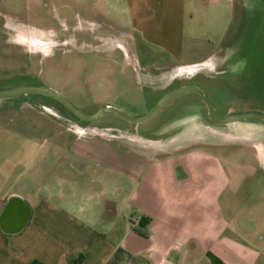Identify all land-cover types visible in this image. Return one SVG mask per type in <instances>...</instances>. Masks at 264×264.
Masks as SVG:
<instances>
[{"label":"rangeland","instance_id":"obj_1","mask_svg":"<svg viewBox=\"0 0 264 264\" xmlns=\"http://www.w3.org/2000/svg\"><path fill=\"white\" fill-rule=\"evenodd\" d=\"M103 7L100 0H0V89L46 86L62 93L77 106L81 98L91 112L99 106L111 105L132 116L136 110H145V98L159 96L157 88L165 91L188 81L198 72L200 80L222 107L231 112L264 114V0H187L186 61L189 64L193 61L205 63L194 71L179 70L181 66L170 61L167 54L156 52L157 48H152L151 61L145 63L134 46L133 35L116 26L110 14L104 17L100 10L97 11ZM120 46L125 51H121ZM153 63L163 67H153ZM215 63L226 71L221 76L215 75L218 70L211 65ZM159 73L160 77L157 76ZM188 95L194 94H180L171 100ZM155 100L148 104V108ZM202 115H193L184 121L182 118L180 122L177 117H171L161 128H151L146 133V130L108 113L91 124L90 128L93 126L102 131L96 134L85 129V124L77 121L65 108L46 98L26 95L0 101V181L3 192L9 190L7 185L10 186L23 171L24 180L31 181L33 173L28 171L36 152L32 145L51 142V135L65 128L72 130L70 140L87 137L98 144L116 141L134 147L140 153L151 152L157 156H170L177 150L223 141L239 147L207 148L220 160L234 163L236 158L239 161L244 158L242 155L252 153L253 150L240 147L243 142H250L244 137L246 135L242 136L243 130L232 134L234 131L229 128L212 124L205 111ZM156 117L146 123L156 125L159 116ZM240 123L264 126V120L248 119L235 125H242ZM178 124L181 126L176 127ZM253 133L249 131L247 136ZM132 137H146L144 139L155 143L145 145ZM162 145L166 151L158 149L157 146ZM89 149V145L84 146V150ZM93 168L82 175L73 173L70 177L77 181H91L96 175L106 187L113 184L112 180L120 178L123 192L128 186L133 189L123 171L107 169L97 173ZM117 173L119 176L115 175ZM237 180L228 186L229 191L221 203L231 198L239 206V211L244 208L240 215V212L234 215L238 216L236 228L243 232L245 236L242 238L249 247L263 255L264 264V194H259L262 199H245L241 192L233 194L235 190L259 193L256 191L259 179L245 183ZM95 187L94 190H99L98 185Z\"/></svg>","mask_w":264,"mask_h":264},{"label":"crops","instance_id":"obj_2","mask_svg":"<svg viewBox=\"0 0 264 264\" xmlns=\"http://www.w3.org/2000/svg\"><path fill=\"white\" fill-rule=\"evenodd\" d=\"M100 1L104 7L97 11L133 35L145 63L157 48L177 66L189 64L187 0ZM237 123L224 127L232 134L243 130L250 142L240 147L253 151L234 163L207 149L237 146L228 141L157 156L116 141L70 140L72 131L65 128L52 134L51 142L32 145L31 181L24 180L23 171L6 192L0 181V264H213L209 255L215 264H262L263 255L249 247L235 225L234 215L244 206L239 211L231 198L221 203L237 178L240 183L259 179V193L233 194L241 192L245 199L264 194V126ZM92 167L97 173L123 171L133 189L123 192L120 178L106 187L96 175L91 181L70 177Z\"/></svg>","mask_w":264,"mask_h":264},{"label":"water","instance_id":"obj_3","mask_svg":"<svg viewBox=\"0 0 264 264\" xmlns=\"http://www.w3.org/2000/svg\"><path fill=\"white\" fill-rule=\"evenodd\" d=\"M204 65H205L204 62L196 63V64L182 66L179 68V70L194 71ZM190 92L197 93L201 97L202 101L207 107L208 118L210 122L216 126L231 125V124H234V123H237L243 120H248V119L264 120V114L255 113V112L234 114V115L227 117L226 119L220 120L215 116L213 106L211 102L208 100V98L204 95L202 90H200V88L193 86V85L182 86V87H179L177 89H174L166 93L156 102V104L151 108V110L148 113L140 117L131 116L125 113L124 111H122L121 109L115 108L111 105H103L99 107L95 113H86L78 109L62 93L52 88L41 86V85H22V86H18L14 88H9V89H0V101L14 99L19 96L38 95V96L46 97L48 99H51L59 103L60 105L64 106L67 110H69L73 115H75L78 119L82 121L93 122L103 117L107 113H114L128 122L138 125L152 118L168 99L174 96L180 95V94H185V93H190ZM90 130H92L96 134H100L102 132L100 129L96 127H91ZM132 138L134 139V141L145 144V145L155 143L153 141H150L144 138H137V137H132Z\"/></svg>","mask_w":264,"mask_h":264},{"label":"flooded vegetation","instance_id":"obj_4","mask_svg":"<svg viewBox=\"0 0 264 264\" xmlns=\"http://www.w3.org/2000/svg\"><path fill=\"white\" fill-rule=\"evenodd\" d=\"M120 50L122 51H125L124 47L120 46ZM214 67V69H217L218 71H215V75L216 76H221V74H224L226 71L225 70H221L219 67H220V64H211ZM182 67V66H181ZM242 67V66H241ZM179 68V67H178ZM219 68V69H218ZM243 68V67H242ZM245 72V69L243 68V70ZM198 72L196 74H193L191 77H189L190 79L188 81H182L181 83L171 87L170 89H167L165 91H161L160 89H156L158 92H156L158 95H155L153 97H155L154 99H156L152 104L151 107L148 108V104L151 103L150 101H148V98L144 99V106L143 108L145 109L144 111L142 110H136L134 111L135 115H132V116H135V117H140V116H144L146 113H148L151 108L156 104V102L163 96L165 95L166 93L174 90V89H177L179 87H182V86H188V85H193V86H196L198 88H200V90H202V92L204 93V95L208 98V100L211 102L212 106H213V109H214V114L215 116L220 119V120H223V119H226L227 117L231 116V115H234V114H240V113H248V112H231L229 110H227V107L224 108L222 107L218 102H216L215 100V96L211 93L212 91L209 90V88H207V86H205V83L200 80V78L198 77ZM158 77L161 76V74H157ZM195 79H192L193 77H195ZM210 79V78H209ZM212 83V82H211ZM209 90V91H208ZM160 91V92H159ZM190 93H193L194 95H188V96H183V97H178L176 99H168L163 105L162 107L157 111V113L152 117H156L157 115L159 116L158 118V123L154 126H149L146 122H148L149 120H151L152 118H150L149 120H147L146 122L142 123V124H134V123H131V124H134L135 126H137L136 128H141V129H144L146 130L148 133V129H151V128H154V129H159L161 128L162 126H164L165 124H167L169 121L168 119L171 118V117H177V122H180L181 119L184 121L185 118H188V117H192L193 115L194 116H200L204 113L205 111V114L208 118V111H207V107L206 105L204 104V102L202 101L201 97L197 94V93H194V92H190ZM186 94V93H185ZM81 100H79L80 102ZM57 103V102H56ZM59 104V103H57ZM60 105V104H59ZM78 109L86 112V113H95L99 107V106L94 112H91V110H88L86 107H84L83 105H81V102H80V105L77 106L76 104H74ZM90 105V104H89ZM61 107L65 108L64 106L60 105ZM66 109V108H65ZM67 110V109H66ZM70 115L72 117H74L77 121L85 124V129H90V126L91 124L99 121L100 119H102L103 117L99 118L98 120L96 121H93V122H87V121H82L80 119H78L75 115H73L69 110H67ZM123 111V110H122ZM140 111V112H139ZM108 114V113H107ZM113 115L117 116L116 114L112 113ZM203 116V115H202ZM118 118L122 119L121 117L117 116ZM157 119V117H156ZM155 119V120H156ZM124 120V119H123ZM209 120V118H208ZM250 120V119H249ZM252 120H259V119H252ZM126 121V120H124ZM210 121V120H209ZM128 122V121H126ZM130 123V122H128ZM183 123V122H182ZM213 124V123H212ZM186 125V124H185ZM178 126H181L180 124H178L176 127ZM216 126V125H215ZM93 127V126H92ZM180 130H181V127H179ZM72 131V130H71ZM78 131V130H76ZM80 132V131H79ZM78 133V132H77ZM143 137V136H142ZM147 137V136H146ZM144 137V138H146ZM148 138V137H147Z\"/></svg>","mask_w":264,"mask_h":264},{"label":"trees","instance_id":"obj_5","mask_svg":"<svg viewBox=\"0 0 264 264\" xmlns=\"http://www.w3.org/2000/svg\"><path fill=\"white\" fill-rule=\"evenodd\" d=\"M31 96H38V95H31ZM39 97H43V96H39ZM43 98H46V97H43ZM47 100H49V101H52L53 103H56L55 101H53V100H51V99H48V98H46ZM10 100H12V99H10ZM57 104V103H56ZM57 105H59V104H57ZM209 257H210V259H211V261H212V263L213 264H215V262H216V259L212 256V255H209Z\"/></svg>","mask_w":264,"mask_h":264}]
</instances>
